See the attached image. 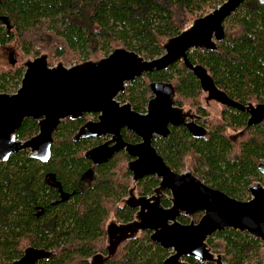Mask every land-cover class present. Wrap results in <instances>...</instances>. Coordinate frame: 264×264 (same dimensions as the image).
<instances>
[{
  "label": "trees",
  "instance_id": "16d2710c",
  "mask_svg": "<svg viewBox=\"0 0 264 264\" xmlns=\"http://www.w3.org/2000/svg\"><path fill=\"white\" fill-rule=\"evenodd\" d=\"M225 1L0 0V49L14 44L24 62L45 54L49 67L54 59L71 67L97 61L117 48L153 60L164 54L169 39ZM224 30L225 39L216 51L194 50L188 55L190 62L205 68L230 99L264 104V6L246 0L225 21ZM24 62L11 61L9 68H0V94L17 91ZM154 82L171 84L175 106L202 117L206 131L204 138L194 139L179 128L166 140H156L154 146L166 165L176 173L189 171L207 186L247 202L248 188L264 183L257 171L264 163V124L247 128L246 115L235 110H224L220 121L210 120L201 106L199 82L181 62L129 83L118 100L142 113ZM81 124L61 123L48 164L21 153L0 165V264L19 259L29 247L51 253L49 260L38 264H90L93 257L106 254L110 215L117 225L134 220L135 211L122 201L132 185L126 158L118 155L92 166L84 158L92 143L73 141ZM228 130H244L243 136L233 142ZM37 133V123L26 120L17 138L24 142ZM47 175L53 176L59 190L71 194L67 202H59ZM157 185L156 178L148 177L139 182L137 191L146 196ZM179 221L188 223L187 218ZM207 245L225 264H264V246L247 234L226 230L209 238ZM169 255L150 241L148 233H141L123 244L106 264H162Z\"/></svg>",
  "mask_w": 264,
  "mask_h": 264
},
{
  "label": "water",
  "instance_id": "95a60500",
  "mask_svg": "<svg viewBox=\"0 0 264 264\" xmlns=\"http://www.w3.org/2000/svg\"><path fill=\"white\" fill-rule=\"evenodd\" d=\"M245 1L226 0L196 19L178 36L169 39L163 46L164 54L153 60L117 48L100 60L67 68L62 63L49 67L48 57L41 55L24 64L25 71L14 94H0V163L8 162L11 156L21 152H27L29 159L41 164L49 163L53 137L62 121H76L84 114L97 113V122L85 123L74 141L99 140L106 136H111V140L89 150L85 158L98 166L125 151L133 159L127 169L134 183L148 176L159 180L153 196L131 195L127 205L136 210L134 220L121 226L109 225L107 256L93 257L92 264L108 262L121 244L144 232L150 233L152 243L170 252L162 264H188L183 258L200 264H223L222 259L211 252L207 240L226 230L247 234L264 244V188L261 184L255 183L248 189L249 201L239 202L209 188L189 172L175 174L156 153L152 146L154 137L166 139L171 134L170 128L183 127L194 138L205 134L204 129L193 122L195 116L175 106V90L171 84L149 85L152 98L145 114L134 112L129 104L121 106L116 100L125 93L129 83L146 74L169 70L181 62L199 82L207 99L245 113L247 127L263 123L264 104L242 105L230 99L217 88L205 68L193 65L188 58L194 50L216 51L217 44L225 39V21ZM26 120L37 123L38 133L21 142L16 139V133ZM122 129L133 133L141 142L124 143ZM258 171L264 176V164L258 165ZM164 191L171 195L169 208L161 205ZM198 212L203 214L198 223L182 225L178 222L180 215L192 217ZM50 257L49 252L28 248L12 264H36Z\"/></svg>",
  "mask_w": 264,
  "mask_h": 264
},
{
  "label": "flooded vegetation",
  "instance_id": "af4514ba",
  "mask_svg": "<svg viewBox=\"0 0 264 264\" xmlns=\"http://www.w3.org/2000/svg\"><path fill=\"white\" fill-rule=\"evenodd\" d=\"M126 88H127V86H126ZM150 90V89H149ZM125 92H126V90H125ZM123 94H125V93H123ZM123 94H120V95H123ZM150 94H151V92H150ZM119 95V96H120ZM203 100L205 101V103L206 104H209L210 102H213V103H215L216 105H218L219 107H220V109H221V114H222V112L224 111V110H235V109H232V108H225V107H222V106H220L215 100H210V99H207V95H205L204 93H203ZM118 96V97H119ZM118 97H117V101L119 102V104L122 106V105H124V104H129V103H122V102H120L119 100H118ZM151 98H152V95H151ZM239 103V102H238ZM148 104V103H147ZM241 104V103H240ZM248 104H251V103H248ZM130 105V104H129ZM242 105H247V104H242ZM253 106H255V105H258V104H252ZM131 106V105H130ZM146 107H147V105H146ZM131 109L133 110V108L131 107ZM181 109V108H180ZM183 111H185V112H190L193 116H195V119H194V123H195V125L197 126V127H199V128H202V129H204L202 126H203V122H204V119L202 118V117H200V116H198V115H195V113L193 112V111H191V110H185V109H182ZM145 111H146V108H145ZM145 111L144 112H142V113H139V114H145ZM235 111H238V110H235ZM135 112V111H134ZM238 112H240V111H238ZM137 113V112H136ZM245 114V113H244ZM246 115V114H245ZM98 116H99V114H97V113H89V114H84L83 115V117L81 118V119H78V120H76V121H71V120H65V121H70V122H75V123H80V122H82V124L79 126V128L77 129V131H76V133H75V135L77 134V132L79 131V129L85 124V123H87V122H97V120H98ZM246 118H247V122H248V116L246 115ZM62 122H64V121H62ZM262 124H264V121H263V123H261L260 125H262ZM61 125V124H60ZM260 125H256V126H260ZM246 127H247V123H246ZM252 127H254V126H251V127H247V128H252ZM179 128H183V127H179ZM179 128H170V130L172 131V130H174V129H179ZM185 129V128H184ZM186 130V129H185ZM187 131V130H186ZM204 131H205V129H204ZM243 132H244V130L243 131H238V132H234L233 134H231V135H228V138L231 140V141H233V142H237L238 140H239V138H241V136H243ZM75 135L73 136V141H74V137H75ZM171 135V134H170ZM169 135V136H170ZM205 135H206V131H205V134H204V136H198L197 138H194V137H192L191 135V137L192 138H194V139H202V138H204L205 137ZM121 136H122V140H123V142L124 143H126V144H129V145H137V144H139L140 142H141V140L138 138V137H136L133 133H131V132H128V131H126L125 129H122L121 130ZM168 136V137H169ZM167 137V138H168ZM166 138V139H167ZM16 139L18 140V141H20L18 138H17V133H16ZM158 139H162V140H166V139H163V138H160V137H154V139H153V141H152V146L155 148V146H154V142H156V140H158ZM111 140V136H106V137H103L102 139H99V140H93V139H87V140H81V141H78V142H75V143H82V142H87V145H88V143H92L88 148H87V151L84 153V158H85V154L89 151V150H91V149H93V148H95V147H98V146H100V145H102V144H105V143H107L108 141H110ZM22 142V141H21ZM113 144H110L109 146H112ZM155 150H156V148H155ZM21 153H25L26 155H27V157H28V153L27 152H21ZM21 153H18V154H21ZM156 153L158 154V152H157V150H156ZM18 154H16V155H18ZM16 155H13V156H11V158L12 157H14V156H16ZM118 155H122V156H124L125 158H126V160H127V162H126V169H127V166H128V163L130 162V161H132L133 159L132 158H130L126 153H125V151H120V152H118V153H116L114 156H113V158H112V160L116 157V156H118ZM159 155V154H158ZM160 156V155H159ZM10 158V159H11ZM9 159V160H10ZM86 159V158H85ZM89 163H91L92 164V162L90 161V160H88V159H86ZM111 160V161H112ZM9 162V161H8ZM8 162H6V163H0V165H3V164H7ZM37 162V161H36ZM110 162V161H109ZM37 163H39V162H37ZM108 163V162H107ZM39 164H41V163H39ZM48 164V163H47ZM104 164H106V163H104ZM166 164V163H165ZM260 164H264V163H260ZM41 165H45V164H41ZM101 165H103V164H101ZM92 166H95V165H93L92 164ZM98 166H100V165H98ZM167 166V165H166ZM168 167V166H167ZM169 168V167H168ZM172 170V169H171ZM173 171V170H172ZM257 171H258V166H257ZM127 172L129 173V177H130V179H131V182H132V185H131V187L128 189V192H127V195H126V197L125 198H123V204H124V206H126L127 208H129V209H131L130 208V206L129 205H127V202L129 201V199L131 198V195H133L134 197H136V198H139V197H147V198H149V197H151V196H153V194H154V190L158 187V185H159V180L155 177V176H148V177H154V178H156L157 179V181H158V185H157V187L156 188H154L153 189V191H152V193L151 194H149V195H146V196H143V195H141V194H139V192L137 191V185L139 184V182H141L142 180H144L145 178H148V177H143L142 179H140L137 183H134L133 182V176H132V174L128 171V169H127ZM175 174H185V173H187V172H189V171H184V172H182V173H176L175 171H173ZM189 173H191V172H189ZM258 173H259V171H258ZM192 174V173H191ZM193 175V174H192ZM259 175H260V177L262 178V179H264V176H262L260 173H259ZM48 176V181H47V183L49 184V186H50V188H52L53 190H55V191H58V193H59V198H60V203H62V202H67L68 200H69V198L71 197V194H67V193H63L61 190H59V188H57V186H56V184L53 182L54 180H53V176L52 175H47ZM196 177V176H195ZM197 178V177H196ZM198 179V178H197ZM201 181V180H200ZM202 182V181H201ZM204 183V182H203ZM255 183H259V184H261V186L264 188V183H260V182H255ZM255 183H253V184H255ZM205 184V183H204ZM252 184V185H253ZM206 185V184H205ZM251 185V186H252ZM207 186V185H206ZM250 186V187H251ZM209 187V186H208ZM249 187V188H250ZM209 188H211V187H209ZM248 188V189H249ZM211 189H213V188H211ZM213 190H216V189H213ZM216 191H219V190H216ZM219 192H221V191H219ZM221 193H223V192H221ZM223 194H225V193H223ZM248 194H249V192H248ZM226 195V194H225ZM170 198H171V195H170V192H168V191H164L163 192V196H162V198H161V205L164 207V208H169L170 206H171V203H170ZM230 198V197H229ZM249 200H250V194H249ZM248 200V201H249ZM163 203H167V205L166 206H164L163 205ZM131 210H133V209H131ZM135 211V214H136V210H134ZM38 215V214H37ZM196 216H199V219H198V221L200 220V218L203 216V214L202 213H200V212H198V213H196V214H194V216H192V217H187V216H185V215H180L179 217H178V222L180 223V224H182V225H189L191 222H194L195 224L196 223H198V221H195V217ZM135 218V217H134ZM182 218H187L188 219V223H181L179 220L180 219H182ZM110 224H115V223H110ZM109 224V225H110ZM109 225L107 226V228L109 227ZM116 226H121V225H117L116 224ZM106 228V238H107V244H106V249H107V246H108V236H107V229ZM112 229H110V231H111ZM144 233H148L149 234V237H150V233L149 232H144ZM139 234H141V233H138L134 238H136ZM134 238H132V239H134ZM131 239V240H132ZM128 241H130V240H128ZM128 241H126V242H128ZM126 242H124L123 244H125ZM123 244H121V246L123 245ZM121 246H119V248L121 247ZM29 248H33V247H29ZM118 248V249H119ZM26 249H28V248H26ZM25 249V250H26ZM34 249H38V250H43V249H39V248H34ZM24 250V251H25ZM45 251V250H44ZM50 253V252H49ZM169 254H170V252H168ZM213 253V252H212ZM23 254H24V252H23ZM23 254H22V256H23ZM214 254V253H213ZM215 255V257H220L219 255H217V254H214ZM21 256V257H22ZM101 256H103V257H105V256H107V251H106V254L105 255H101ZM20 257V258H21ZM19 258V259H20ZM51 258V257H50ZM50 258H48V259H43V260H40L39 262H42V261H45V260H49ZM221 258V257H220ZM19 259H17V260H19ZM93 259V258H92ZM92 259H91V261H92ZM188 259H190V260H192L193 261V264H200V263H198L197 261H195V260H193V259H191V258H183L182 260L183 261H185V262H187L188 264H191L190 262H188ZM17 260H14L13 262H15V261H17ZM91 261H90V264H92L91 263ZM110 261V260H109ZM13 262H11L10 264H12ZM38 262V263H39ZM38 263H36V264H38ZM107 263V262H106ZM106 263H104V264H106ZM222 263H223V261H222ZM205 264H209V263H205ZM224 264V263H223Z\"/></svg>",
  "mask_w": 264,
  "mask_h": 264
},
{
  "label": "rangeland",
  "instance_id": "374dc122",
  "mask_svg": "<svg viewBox=\"0 0 264 264\" xmlns=\"http://www.w3.org/2000/svg\"><path fill=\"white\" fill-rule=\"evenodd\" d=\"M43 55H45V54H43ZM54 60L55 61H54L53 65L50 66V67L56 66L58 63H62L63 64V62H60L57 59H54ZM11 61H17V62H21V63L24 62V61H21L20 54L17 52L14 44H11V45H9L7 47H4V48L0 49V68H3V69L9 68L12 65ZM28 61H30V60H28ZM26 62H27V60L24 63H26ZM65 67L70 68L71 66H65ZM201 106L207 111L208 117H209L210 120L220 121V119H221V109H220V107L218 105H216L213 102H210L209 104H206L205 101L202 99ZM185 110H186V108H185ZM233 133L234 132H232L230 130L227 131L228 135H231ZM125 168H126V163H125ZM113 220H114L113 214H111L107 225L112 223ZM261 244L264 246L263 243H261Z\"/></svg>",
  "mask_w": 264,
  "mask_h": 264
},
{
  "label": "built area",
  "instance_id": "2783aa9c",
  "mask_svg": "<svg viewBox=\"0 0 264 264\" xmlns=\"http://www.w3.org/2000/svg\"><path fill=\"white\" fill-rule=\"evenodd\" d=\"M259 5L264 6V0H256Z\"/></svg>",
  "mask_w": 264,
  "mask_h": 264
}]
</instances>
